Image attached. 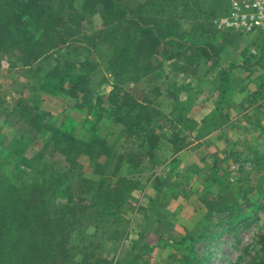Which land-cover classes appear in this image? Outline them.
Segmentation results:
<instances>
[{
	"label": "rangeland",
	"instance_id": "374dc122",
	"mask_svg": "<svg viewBox=\"0 0 264 264\" xmlns=\"http://www.w3.org/2000/svg\"><path fill=\"white\" fill-rule=\"evenodd\" d=\"M129 1L134 9L150 0ZM214 1L200 0L197 6L202 10L215 5ZM83 2L57 0L55 7L64 8L60 14L73 15L58 26L64 35L56 33L52 47L32 63H25L26 54L21 61L16 49L0 55V182L6 183L8 178L23 191L28 208H35L32 203L45 198L46 213L41 220L46 227L44 239L49 242L46 246L53 245L49 236L59 225L55 241L59 240L70 254L69 259L59 256L56 260L53 255L59 249H55L45 263L74 264L82 257L79 250L89 244L95 261H108L103 264H183L186 257L191 264H264V35L234 32L224 40L202 29V22L210 15L197 14L196 8L180 20L185 38L196 56L198 46L213 44L214 54L219 52V63L198 55L197 62L202 64L199 73L187 75L167 60L172 49L166 47L159 58L152 60L158 68L150 69L136 82L129 73L120 77L108 70L103 19L99 9L96 13H90L92 9L84 11ZM193 4L189 7L195 8ZM255 55L257 58H252ZM84 59L98 65L91 73L90 97L94 100L125 80L124 88L132 94L147 96L166 116L197 129L192 133L186 128L190 146L176 154L163 137L153 152L149 173L142 170L144 167L129 170L127 163L123 165L121 174L137 178L142 185L123 203L122 214L128 222L123 224L125 232L119 242L111 246V219L99 227L96 215L103 206L97 197L99 184L103 181L100 188H105L109 182L114 183L111 177L118 155L128 159L144 153L150 157V145L142 147L138 138L130 137L108 118L93 131L90 122L96 120L95 110L80 112L76 100L44 84L43 76L50 68L63 60ZM104 76L107 81H103ZM175 87L183 88L178 90V99L172 100L167 93ZM256 90L259 92L254 95ZM213 110L237 113L221 119ZM249 110L256 112L250 116ZM37 113H47L41 127L46 123L86 142L97 136V148L88 153L80 151L69 162L53 133L45 128L38 130L30 122ZM200 143V147L191 149ZM174 158L176 161L171 162ZM67 188L70 194L82 192L85 201L80 206H87L74 221L60 219L68 206ZM205 200L218 201L222 208L210 212ZM78 211L66 212V218ZM115 248L118 251L114 252Z\"/></svg>",
	"mask_w": 264,
	"mask_h": 264
},
{
	"label": "trees",
	"instance_id": "16d2710c",
	"mask_svg": "<svg viewBox=\"0 0 264 264\" xmlns=\"http://www.w3.org/2000/svg\"><path fill=\"white\" fill-rule=\"evenodd\" d=\"M193 1V5L196 7L190 8ZM198 2L200 0H150L139 3L136 8L132 9L129 0H85L83 6L84 11L92 9L90 13H96L95 11L99 9L97 11L103 19L102 31L105 36L103 42L107 43V48L104 51L109 53L108 70L114 76L120 77L129 73L131 74L130 79L137 82L150 69L158 68L154 66L152 60L159 58L166 47L172 49L169 50L170 55L167 60L173 61L172 66L178 67L187 75L196 76L199 73L202 64L197 62L198 55L205 56L207 60L214 58L215 63H219V52L214 54L215 46L213 44L198 46L200 52L196 56V52L193 51L194 47L185 38L187 33L181 26L180 20L197 8L199 10L197 14L202 12L210 15L209 19L202 22V29L213 35L219 34L224 40L230 39L234 36V32L223 31L220 33L214 26L215 19L228 12L229 0H216L214 1L215 5H206V8L204 7L202 10H200V6H197ZM206 2L208 3V0H205ZM56 4L57 0H0V55L7 49H16L20 53V60L22 61L23 55L26 54L28 60H25V63L30 64L50 49L54 43L52 39L56 38V33L60 31L57 30L59 24L67 22L73 15V12L65 15L60 14L64 8L60 10L55 7ZM99 4L101 6L97 8ZM262 34L264 35V33ZM252 58L255 59L257 56ZM252 58L249 61H252ZM250 65L248 63V67ZM96 66L98 65L88 59L63 60L47 70L43 80L50 90L66 94L76 100L75 107L80 112L87 109V114H89V111L95 110L96 120L90 122L93 131H96V127L102 119L108 118L121 125L130 137L138 138L142 142V147L150 145L148 151L150 157L144 153L131 156L128 159L124 154L118 155L111 177L114 183L109 182L105 188H100L103 186V181L99 184L97 197L103 206L99 208L96 215L99 217V227L104 226L111 219L110 226L108 225L109 229L113 228L110 232V242H108L111 246V243L119 242L121 235L125 232L123 224L128 222L122 214L123 203L130 193L142 185L137 178L121 174L123 165L127 163L129 170L134 167H144L142 170L148 172L149 169H152L153 152L157 146L159 147V141L163 137L170 145L171 152L176 154L190 145L189 135H185L186 128L192 133L197 129L177 123L175 118L166 116L164 111L154 103V100L147 96L139 98L132 94L124 88L125 80L115 83L109 94L97 96L94 100L90 97V88L91 73ZM103 79V81H107V77L104 76ZM182 88H172L168 91L167 97L177 100L178 90ZM258 92L256 90L253 94L257 95ZM46 114H33L30 122L38 130L45 128L46 131L53 133L56 145L66 155L69 162H73V157L80 151L88 153L97 148L99 144L97 136L86 142L66 130L57 129L49 124L45 123L41 127L39 124ZM208 120L209 117L203 119L200 122L202 125L198 126V129H201ZM200 146L201 143L194 145L191 149ZM216 156L218 155L215 154ZM175 161L176 158L171 160V162ZM157 179L156 176L155 181ZM68 193V206L60 219H73L74 221V216L77 217L86 211L87 206H80L85 201L82 192L70 194L69 191ZM25 199V193L8 178H6V183L0 182V264H26L27 260L29 264H46L45 261L55 249H59L53 255L56 260L59 256L63 260L69 259L70 254L68 255V252L63 250L61 242L55 241L56 234H60L59 225L49 236L50 243L52 242L53 245L46 246V243L49 242L44 239L46 227L41 220L46 213L45 198L33 202L32 206L35 208L32 209L28 208L26 202L23 201ZM205 204L210 212L219 211L222 208V204L218 201L205 200ZM76 210H79L77 214L74 212L73 216L66 218V212ZM186 240L183 239V241ZM55 242H59V247ZM79 251L82 257L74 264L108 262L105 258H98L95 261L93 248L89 244H85ZM116 251L118 250L116 249L114 252ZM183 264H191L189 257H186Z\"/></svg>",
	"mask_w": 264,
	"mask_h": 264
},
{
	"label": "built area",
	"instance_id": "2783aa9c",
	"mask_svg": "<svg viewBox=\"0 0 264 264\" xmlns=\"http://www.w3.org/2000/svg\"><path fill=\"white\" fill-rule=\"evenodd\" d=\"M214 23L221 31L264 33V0H229L228 12Z\"/></svg>",
	"mask_w": 264,
	"mask_h": 264
},
{
	"label": "crops",
	"instance_id": "0c3cea01",
	"mask_svg": "<svg viewBox=\"0 0 264 264\" xmlns=\"http://www.w3.org/2000/svg\"><path fill=\"white\" fill-rule=\"evenodd\" d=\"M214 112L213 113H216L218 116L220 114V118H226L227 116H232V113H237V110H213ZM247 111V110H246ZM249 114L248 115H252L254 112H256V110L252 111V110H249L248 111ZM241 112H239L240 114ZM209 114V113H207ZM190 146V145H189ZM189 146L187 147V149L189 148Z\"/></svg>",
	"mask_w": 264,
	"mask_h": 264
}]
</instances>
